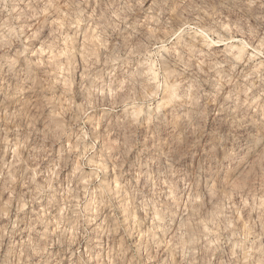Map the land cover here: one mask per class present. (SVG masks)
Here are the masks:
<instances>
[{
    "label": "clouds",
    "instance_id": "clouds-1",
    "mask_svg": "<svg viewBox=\"0 0 264 264\" xmlns=\"http://www.w3.org/2000/svg\"><path fill=\"white\" fill-rule=\"evenodd\" d=\"M0 264H264V0H0Z\"/></svg>",
    "mask_w": 264,
    "mask_h": 264
}]
</instances>
